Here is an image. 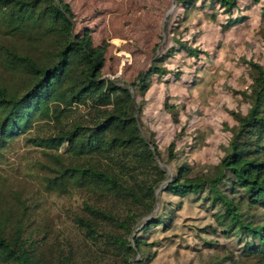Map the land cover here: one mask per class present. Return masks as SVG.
<instances>
[{
  "label": "trees",
  "instance_id": "16d2710c",
  "mask_svg": "<svg viewBox=\"0 0 264 264\" xmlns=\"http://www.w3.org/2000/svg\"><path fill=\"white\" fill-rule=\"evenodd\" d=\"M175 3L184 34L198 13L197 28L211 22L222 33L250 23L247 13L264 23V0ZM218 17L225 18L218 23ZM78 28L68 0H0V69L9 78L0 81V156L23 144L44 161L42 172L30 175L36 194L75 192L81 199L71 216L81 236L76 247L54 239L40 205L25 194L31 189L15 190L0 177V264H151L160 243L146 236L169 230L188 199L210 219L196 227L215 239L204 240V249L224 254L209 256L210 264H264V64L244 61L248 108L230 113L236 126L217 164L198 170L189 152L177 157L175 141L163 153L155 132H143L142 118L154 85L191 93L213 73L199 35L172 37L149 69L121 84L102 75L105 45ZM179 58L180 73L167 77L168 62ZM174 109L165 103L177 122ZM159 162L170 166L171 177Z\"/></svg>",
  "mask_w": 264,
  "mask_h": 264
},
{
  "label": "rangeland",
  "instance_id": "374dc122",
  "mask_svg": "<svg viewBox=\"0 0 264 264\" xmlns=\"http://www.w3.org/2000/svg\"><path fill=\"white\" fill-rule=\"evenodd\" d=\"M68 2L76 17V27L89 29L93 43L105 45L107 61L102 75L117 83L129 84L139 72L149 69L153 56L159 55L172 37L190 39L193 35H199L197 45L208 52L212 60L209 63L210 71L213 73H209L198 91L191 93H187L181 85H154L146 95L147 105L142 127L146 135L151 130L155 132L163 153L175 141L177 157L184 160L180 152H189V161L198 170L217 164L236 126L230 113L245 114L248 108L244 94L249 93L250 78L244 61L264 64V23L257 16L254 19L255 13H247L253 17L250 23L225 33L220 31L218 24L211 22H202L197 28L196 22L199 24L203 18V14L198 13L192 21L195 28L184 34L182 12L175 0ZM224 18L218 17L216 22L221 23ZM165 25H168L167 32L164 31ZM169 29L172 31L168 32ZM155 45L158 47L154 52ZM181 61L179 58L168 62L167 77L180 73ZM183 65L189 68L188 64ZM4 80L9 78L0 69V81ZM165 103L175 106L177 122L164 110ZM193 143L198 144L200 149L188 150ZM5 152L0 156V177H4L3 181L15 190L31 189V192L25 191V194L40 205L43 212L40 218L43 217L46 225H50L54 239L68 240L76 247L80 246L81 236L71 220L72 214L79 210L77 206L81 201L80 197L75 192L48 195L39 191L36 194V181L30 175L42 172L40 166L44 161L40 154L25 148L21 143ZM159 165L171 177L170 166H164L160 162ZM156 198H159V192ZM170 200L178 202L176 198ZM209 221L208 215L192 207L191 199L185 200L169 230H156L146 236L147 242L160 243L155 248L156 255L151 264H210L209 256H224L204 249L203 241H215L214 238L196 233V227ZM140 228L141 226H136L133 236ZM229 240L219 241L231 249L234 240ZM136 260L138 256L134 259ZM115 264L120 263L115 261Z\"/></svg>",
  "mask_w": 264,
  "mask_h": 264
}]
</instances>
